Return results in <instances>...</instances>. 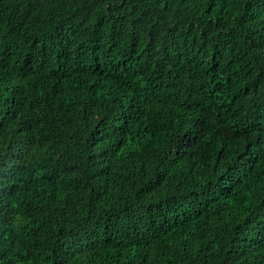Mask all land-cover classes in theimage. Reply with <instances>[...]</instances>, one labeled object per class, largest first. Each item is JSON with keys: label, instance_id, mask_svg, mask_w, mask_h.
Wrapping results in <instances>:
<instances>
[{"label": "trees", "instance_id": "16d2710c", "mask_svg": "<svg viewBox=\"0 0 264 264\" xmlns=\"http://www.w3.org/2000/svg\"><path fill=\"white\" fill-rule=\"evenodd\" d=\"M0 264H264V0H0Z\"/></svg>", "mask_w": 264, "mask_h": 264}]
</instances>
